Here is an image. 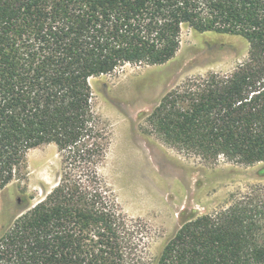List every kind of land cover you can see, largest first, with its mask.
Segmentation results:
<instances>
[{
  "label": "trees",
  "instance_id": "1",
  "mask_svg": "<svg viewBox=\"0 0 264 264\" xmlns=\"http://www.w3.org/2000/svg\"><path fill=\"white\" fill-rule=\"evenodd\" d=\"M183 25L241 35L250 58L167 92L151 124L209 161H264V0H0V190L33 148L54 143L63 161L57 185L0 235V264H264V186L186 220L153 257L146 224L100 174L112 130L91 79L173 59Z\"/></svg>",
  "mask_w": 264,
  "mask_h": 264
},
{
  "label": "rangeland",
  "instance_id": "2",
  "mask_svg": "<svg viewBox=\"0 0 264 264\" xmlns=\"http://www.w3.org/2000/svg\"><path fill=\"white\" fill-rule=\"evenodd\" d=\"M243 36L183 25L176 56L164 64H125L93 77V107L108 121L112 143L100 174L125 213L148 228V252L157 257L182 223L229 207L264 186V161H217L168 143L149 117L167 92L189 78L229 75L250 58ZM63 161L56 144L27 154L25 174L0 190V235L59 182Z\"/></svg>",
  "mask_w": 264,
  "mask_h": 264
}]
</instances>
